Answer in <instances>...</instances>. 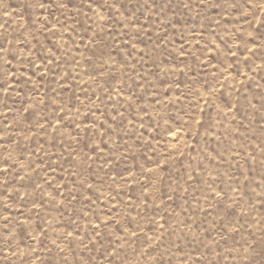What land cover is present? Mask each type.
I'll use <instances>...</instances> for the list:
<instances>
[{
  "label": "rangeland",
  "instance_id": "374dc122",
  "mask_svg": "<svg viewBox=\"0 0 264 264\" xmlns=\"http://www.w3.org/2000/svg\"><path fill=\"white\" fill-rule=\"evenodd\" d=\"M0 264H264V0H0Z\"/></svg>",
  "mask_w": 264,
  "mask_h": 264
}]
</instances>
